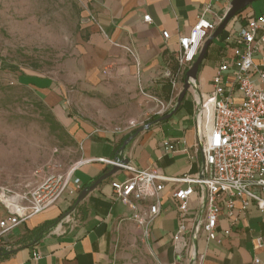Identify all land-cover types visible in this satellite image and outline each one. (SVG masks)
<instances>
[{
	"label": "crops",
	"instance_id": "crops-1",
	"mask_svg": "<svg viewBox=\"0 0 264 264\" xmlns=\"http://www.w3.org/2000/svg\"><path fill=\"white\" fill-rule=\"evenodd\" d=\"M230 2L78 0L84 18L82 26L85 37L78 46L77 55L84 77L90 82L100 81L106 78L104 72L110 71L113 77H118L119 84L128 90L138 87L143 91L148 87L171 85L169 93L163 90L164 99H168L173 108L182 90L179 84L183 87L188 69L180 68L176 62L180 51L179 37L188 36L200 17L217 22ZM260 15H264V0L248 6L232 18L223 33L209 45L194 87L186 92L178 110L168 120L156 121L167 113L156 117L148 129L140 131L125 146L123 140L128 134L115 135L112 130L97 129L80 118L66 117L51 80L41 79L48 81L47 85L32 84L43 92L44 102L71 133L80 152L78 161L67 171L51 173L63 174L74 169L73 176L79 179L82 190L111 169L103 160L119 157L137 169H153L168 179H196L203 165L197 132L199 129L203 132L209 130L211 114L205 113L198 125L195 97L211 93V79L222 57H233L234 44L232 41L226 44V37L237 31L247 19ZM145 16L149 17V22L144 21ZM163 32L168 33V39L162 37ZM263 33L264 25L258 31V36ZM254 61L264 70V60L260 56L256 55ZM234 70L230 66L229 72ZM168 76L169 81L166 79ZM163 141L172 143L175 150L166 151L162 146ZM131 176L130 172L122 170L102 181L70 213L71 222L63 223L60 229L53 230L70 212L78 194H65L55 205L15 227L9 239L0 244L4 252L11 251L8 255H0V264H111L118 230L134 222L131 211L115 199L111 183L124 182ZM187 186L188 183L181 181L168 180L163 183L159 213L151 223L148 237L143 239L152 254L151 258L158 264L193 263L192 255H183L178 259L173 246V234L179 222L178 204L172 198V193ZM191 186L194 194L188 200L185 218L188 230L192 229L199 216L204 219L206 215V210L202 209L200 189L196 185ZM226 202L225 197L218 201L216 240L208 241L203 230L196 235L197 256H202V264H254V259L264 264L262 212L254 203L241 210L240 202L235 199L232 210H229ZM59 217V221L45 233L36 231ZM33 253L38 254L37 259ZM147 260L150 261L149 258Z\"/></svg>",
	"mask_w": 264,
	"mask_h": 264
},
{
	"label": "rangeland",
	"instance_id": "rangeland-1",
	"mask_svg": "<svg viewBox=\"0 0 264 264\" xmlns=\"http://www.w3.org/2000/svg\"><path fill=\"white\" fill-rule=\"evenodd\" d=\"M83 20L78 0H0V187L25 191L78 161L71 133L32 85H47L43 78L66 117L115 135L139 131L170 111L162 87L128 90L110 71L103 80H86L77 55ZM151 255L135 222L118 230L111 264H158Z\"/></svg>",
	"mask_w": 264,
	"mask_h": 264
},
{
	"label": "built area",
	"instance_id": "built-area-1",
	"mask_svg": "<svg viewBox=\"0 0 264 264\" xmlns=\"http://www.w3.org/2000/svg\"><path fill=\"white\" fill-rule=\"evenodd\" d=\"M144 21L149 22V17L145 16ZM220 21L221 18L210 22L200 17L188 36L179 37L180 51L176 62L180 68L190 67L204 41ZM263 25L264 15L249 18L226 37V44L231 41L234 44L233 57H222L211 79V93L195 97L198 125L205 113L211 114L209 130L203 132L199 129L197 132L203 165L196 179H168L153 169H137L129 162L123 163L119 157L103 160L109 167H118L120 171L132 174L124 182H112L111 188L115 199L131 211V220L142 230L143 239L148 237L151 223L159 213L163 183L173 180L189 184L185 189L172 193L178 204L179 222L173 234V246L178 259L183 255H192V264H202V256L196 253L195 237L198 232L203 230L208 241L216 240L219 199H227L229 210L233 208L234 199L240 202L241 210L254 203L264 216V70L254 61L256 55L264 60V33L258 36ZM162 37L168 39L169 35L163 32ZM230 66L235 68L232 73L229 72ZM169 106L171 110L172 105ZM162 146L166 151L175 150V146L168 141H163ZM73 171L49 173L36 187L21 192L0 187V207L3 211L0 244L15 227L55 205L65 194H79L80 181L73 176ZM191 185L200 189L202 209L206 210V215L204 219L199 216L192 229L188 230L185 218L188 200L194 194ZM70 213L53 230L71 222ZM33 257L37 259L38 254L33 253ZM253 263L259 264V260L254 259Z\"/></svg>",
	"mask_w": 264,
	"mask_h": 264
},
{
	"label": "water",
	"instance_id": "water-1",
	"mask_svg": "<svg viewBox=\"0 0 264 264\" xmlns=\"http://www.w3.org/2000/svg\"><path fill=\"white\" fill-rule=\"evenodd\" d=\"M255 1H258V0H231L230 4L226 8V11L222 15L221 21L217 25L216 29L204 41L197 57L195 58L193 63L190 65V67L186 70L185 76L183 79V87H182V90L176 99L174 107L172 108V110L169 113L162 116L158 121L168 120L178 110L181 102L183 101V99L186 95V92L192 87V81H195L197 78L199 66L202 63V61L206 55V52H207L209 45L223 33L227 24L229 23V21L232 18H234L239 12H241L242 10L247 8L249 5H251ZM151 124L147 123L143 129H141L139 131L137 130L134 135L129 136L123 142V146H125L127 144V142L130 141L140 131H142L144 129H148ZM122 162L127 163L128 161L122 160ZM118 171H120V169L118 167H111V169L109 171L104 172L100 177H98L92 185L83 188L80 191V193L78 194L70 212H72L76 208V206L87 196V194L89 192L93 191L102 181L110 178L112 175H114Z\"/></svg>",
	"mask_w": 264,
	"mask_h": 264
},
{
	"label": "trees",
	"instance_id": "trees-1",
	"mask_svg": "<svg viewBox=\"0 0 264 264\" xmlns=\"http://www.w3.org/2000/svg\"><path fill=\"white\" fill-rule=\"evenodd\" d=\"M243 11V10H242ZM238 14H240V12L238 13ZM237 14V15H238ZM236 15V16H237ZM235 16V17H236ZM167 93H169L170 92V89H171V85H168V86H165L164 88H163ZM160 118H158L156 121H158ZM136 131L137 130H133V131H131L130 133H128V135L127 136H125L124 137V140H123V142L129 137V136H131V135H134L135 133H136ZM85 188V187H84ZM74 205V204H73ZM72 205V206H73ZM72 206L70 207V209L72 208ZM61 217V216H60ZM60 217L56 220V221H53V222H49V223H46V224H44V225H42L41 227H39L36 231H38L40 234H43V233H45L48 229H50L51 227H53L58 221H59V219H60ZM11 253V251H9V252H4V250L2 249V248H0V255H8V254H10Z\"/></svg>",
	"mask_w": 264,
	"mask_h": 264
}]
</instances>
